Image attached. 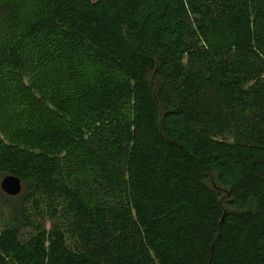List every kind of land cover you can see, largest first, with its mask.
I'll return each instance as SVG.
<instances>
[{
    "label": "trees",
    "instance_id": "trees-1",
    "mask_svg": "<svg viewBox=\"0 0 264 264\" xmlns=\"http://www.w3.org/2000/svg\"><path fill=\"white\" fill-rule=\"evenodd\" d=\"M10 3L0 264H264V0Z\"/></svg>",
    "mask_w": 264,
    "mask_h": 264
},
{
    "label": "water",
    "instance_id": "water-1",
    "mask_svg": "<svg viewBox=\"0 0 264 264\" xmlns=\"http://www.w3.org/2000/svg\"><path fill=\"white\" fill-rule=\"evenodd\" d=\"M92 3H98L102 0H89ZM0 188L3 193L11 197L19 196L23 191L21 179L15 176H6L1 180Z\"/></svg>",
    "mask_w": 264,
    "mask_h": 264
},
{
    "label": "rangeland",
    "instance_id": "rangeland-1",
    "mask_svg": "<svg viewBox=\"0 0 264 264\" xmlns=\"http://www.w3.org/2000/svg\"><path fill=\"white\" fill-rule=\"evenodd\" d=\"M11 1V0H10ZM10 1H5V0H0V20L1 19H3V20H5V19H9V21H10V23H0V26L2 27L1 29L2 30H6L7 29V27L8 26H12L13 24H14V19H13V16H12V13H13V11L14 12H17V10H18V7L15 5V3L14 4H11V3H13V2H11L10 3ZM8 3H10V5H6V4H8ZM11 19H10V18ZM0 29V30H1ZM18 105L16 104L14 107H17ZM20 107V106H19ZM2 180V179H1ZM1 180H0V183H1ZM2 220H1V218H0V228H2ZM47 226L49 227L50 226V224L48 223L47 224Z\"/></svg>",
    "mask_w": 264,
    "mask_h": 264
}]
</instances>
